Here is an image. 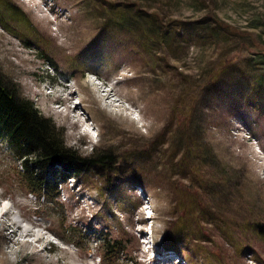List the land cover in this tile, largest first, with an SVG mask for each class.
Segmentation results:
<instances>
[{
    "label": "rangeland",
    "instance_id": "1",
    "mask_svg": "<svg viewBox=\"0 0 264 264\" xmlns=\"http://www.w3.org/2000/svg\"><path fill=\"white\" fill-rule=\"evenodd\" d=\"M9 1L6 14L0 0L1 81L37 105L65 146L113 162L67 175L46 204L0 139V264H112L99 261L97 234L124 241L119 264H264V0H149L175 26L208 12L220 26L205 42L176 28L152 50L129 29H99L93 0ZM46 72L50 83L71 80L74 94L38 96ZM87 73L131 110L100 107ZM192 96L195 135L183 142L199 141L209 157L188 170L181 147L170 149ZM81 117L96 126L92 145Z\"/></svg>",
    "mask_w": 264,
    "mask_h": 264
},
{
    "label": "trees",
    "instance_id": "2",
    "mask_svg": "<svg viewBox=\"0 0 264 264\" xmlns=\"http://www.w3.org/2000/svg\"><path fill=\"white\" fill-rule=\"evenodd\" d=\"M5 1L7 2L6 14H9L14 6L9 0ZM93 1L94 5L89 8V11H95L93 17L99 22V29L109 30L112 27L129 29L136 41L150 50L153 45L165 47L169 34L176 28L195 30L201 34L205 42L212 41L217 35V28L220 27L213 25V21L216 22V20L212 18L211 12L193 23L175 26L170 24L172 20L166 21L157 8L149 9L146 6V2L150 3L149 0H104L105 5L102 4L103 0ZM1 18L6 17L1 13ZM26 23L29 24L28 18ZM205 86L206 84H201L199 92ZM194 102L192 96L186 104L179 107L176 120L178 130L175 131L172 149H170L172 154L173 145L177 148L181 147L182 152L178 165L187 164L188 170L193 168L194 158L199 157L202 160L209 157V152H205L208 150L199 141L183 142V138L188 139L190 134L195 135L193 131L195 125L192 126ZM0 139L9 145L10 151L18 160V173L28 192L42 197L46 204L52 202V192L57 189V183L66 179L67 175L74 177L86 167L109 166L113 162L108 152L101 149L95 148L89 155L81 157L70 147L65 146L57 138L55 126L40 113L37 105L28 98L20 97L1 79ZM178 139L183 142V146L180 145ZM190 150H193V153ZM193 185L197 187L196 184ZM97 239L100 244V261L110 260L112 264H119L118 261H123L119 255L126 250V246L121 238L97 234ZM75 247L78 248L76 245Z\"/></svg>",
    "mask_w": 264,
    "mask_h": 264
},
{
    "label": "bare ground",
    "instance_id": "3",
    "mask_svg": "<svg viewBox=\"0 0 264 264\" xmlns=\"http://www.w3.org/2000/svg\"><path fill=\"white\" fill-rule=\"evenodd\" d=\"M97 88H95V89H98V86H96ZM102 91V93H101V95H103V98L104 99H106V97H105V95L109 98L110 96L112 97L114 94H111V93H113L112 91H113V88H111L109 91L108 90H106L105 91V93H104V90H101ZM74 92H75V90H73V92H71L70 91V93H68V95H67V97H69V95L70 94H74ZM105 94V95H104ZM71 98V97H70ZM118 101V100H117ZM57 102V101H56ZM7 207V206H6ZM6 210H7V208H4V209H2L1 210V212L3 211V212H6ZM27 234H28V231H29V229L28 228H26L25 230H24Z\"/></svg>",
    "mask_w": 264,
    "mask_h": 264
}]
</instances>
